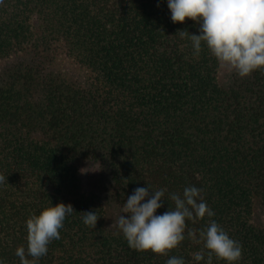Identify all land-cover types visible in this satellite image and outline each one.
I'll list each match as a JSON object with an SVG mask.
<instances>
[{
	"label": "trees",
	"instance_id": "1",
	"mask_svg": "<svg viewBox=\"0 0 264 264\" xmlns=\"http://www.w3.org/2000/svg\"><path fill=\"white\" fill-rule=\"evenodd\" d=\"M198 28L187 18L173 23L167 0L0 4L5 264H19L27 218L61 202L75 212L40 264H166L171 256L192 264L207 217L187 221L185 240L166 256L131 249L108 227L105 206L121 214L147 185L166 190L157 214L173 207L171 193L202 189L212 219L242 245L239 264H264V222H253L264 212V71L233 73L222 86L207 48L193 56L178 32ZM67 66L80 74L69 76ZM85 163L96 169L90 190L81 186ZM87 211L98 216L94 229L83 223Z\"/></svg>",
	"mask_w": 264,
	"mask_h": 264
},
{
	"label": "clouds",
	"instance_id": "2",
	"mask_svg": "<svg viewBox=\"0 0 264 264\" xmlns=\"http://www.w3.org/2000/svg\"><path fill=\"white\" fill-rule=\"evenodd\" d=\"M3 2L0 0V4ZM167 8L173 23L182 24L187 18L199 26L198 34L178 31L181 38L190 40L193 56L198 57L206 47L220 68L241 78L264 71V0H167ZM6 182V177L0 175V184ZM165 191L147 185L135 188L127 197L117 226L131 249L166 256L185 240L187 221L207 217L206 227L196 239L203 248L193 254L192 264H213L214 258L224 264H239L242 245L212 219L215 213L204 200L202 189L187 186L182 193H171L168 200L173 207L168 205L165 212L157 214L167 201ZM74 212L71 205L61 202L27 218L26 246L15 250L19 264H40L50 244L61 238L65 221ZM82 213L85 226L94 229L96 212ZM187 235L193 234L189 231ZM0 264H5L3 258ZM166 264L186 262L182 256H171Z\"/></svg>",
	"mask_w": 264,
	"mask_h": 264
},
{
	"label": "rangeland",
	"instance_id": "3",
	"mask_svg": "<svg viewBox=\"0 0 264 264\" xmlns=\"http://www.w3.org/2000/svg\"><path fill=\"white\" fill-rule=\"evenodd\" d=\"M59 67V66H58ZM63 68V65L60 66ZM66 73H68L69 76L71 74L79 75L80 73L72 68V67H65ZM233 73H229L226 69H222L219 67L218 71V81L222 86L228 85L231 79ZM80 180H81V186L84 190H90L97 185V177H96V169L93 165L85 163L80 166ZM105 209H107V222L108 227L110 229H119L117 226V220L120 215L119 210L113 206V205H106ZM253 222L256 225H259L264 222V212L261 209H258L255 211V214L253 216Z\"/></svg>",
	"mask_w": 264,
	"mask_h": 264
}]
</instances>
